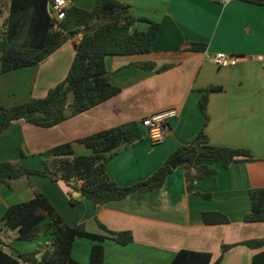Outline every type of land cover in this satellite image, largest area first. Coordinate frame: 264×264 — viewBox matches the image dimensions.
Returning a JSON list of instances; mask_svg holds the SVG:
<instances>
[{"label":"crops","instance_id":"crops-1","mask_svg":"<svg viewBox=\"0 0 264 264\" xmlns=\"http://www.w3.org/2000/svg\"><path fill=\"white\" fill-rule=\"evenodd\" d=\"M71 1L72 6L88 11L95 3ZM117 1L128 5L134 18L158 24L151 52L105 58L110 82L120 88V93L109 100L50 128L35 127L22 120L13 122L0 134V162L39 169L45 151L68 142L75 155L88 156L91 150L77 143L78 139L136 122L141 138L115 150L106 161L105 171L121 187L144 181L177 148L197 136L204 121L197 101L201 91L210 85L222 90L208 98L209 120L204 127L208 144L245 148L257 160L218 167L213 176L194 183L191 192L186 189L184 169L177 167L162 188L133 193L97 209L63 181L53 183L31 176L29 187L27 179L22 178L0 186V218L9 206L30 200L38 191L68 226L83 225L86 231L99 235L107 234L98 223L109 231L131 232L132 242L127 245L112 240L102 242L103 264H169L180 250L210 253L213 264L221 245L264 238V222L243 221L250 208L249 190L264 188V5L245 0ZM147 28L144 21H135L131 26L137 31ZM80 38V34L71 36L36 66L2 73L0 62V106L12 107L31 97L43 98L67 75ZM194 43L206 44V50L191 51L189 46ZM216 53L237 55L239 61L231 68H218L211 60ZM144 62L153 63L156 68L172 67L156 73L135 66ZM71 101L70 93L67 102ZM169 110L175 115L164 121L163 140L152 145L141 120ZM205 194L210 197L201 196ZM70 200L78 202L72 206ZM202 212L221 213L229 222L204 225ZM43 237L40 234L32 245L17 244L18 249L38 257L50 246ZM0 242L7 247L22 241L17 239L15 230L0 228ZM92 244L76 238L72 258L87 264ZM263 254L264 247L236 245L219 264H253L256 257L260 264Z\"/></svg>","mask_w":264,"mask_h":264},{"label":"trees","instance_id":"trees-1","mask_svg":"<svg viewBox=\"0 0 264 264\" xmlns=\"http://www.w3.org/2000/svg\"><path fill=\"white\" fill-rule=\"evenodd\" d=\"M52 0H0V62L1 72H9L43 62L46 55L57 50L71 36L80 34L75 45V54L65 78L50 88L43 98H29L12 107L0 106V134L18 120L39 128L59 125L70 117L81 114L120 93L113 85L106 70L105 58L118 55L146 54L151 52L158 24L143 18H134L130 7L117 0H95L91 10L70 6L65 17L56 24L49 17L47 5ZM264 5V0H245ZM6 15V16H4ZM135 21L148 23L146 31L131 30ZM194 52H204L206 44L189 46ZM136 67L161 73L172 65L156 68L150 62L135 64ZM222 88L210 85L201 91L197 107L204 121L197 136L180 146L146 180L127 187L119 186L105 171L110 155L121 146H129L141 138L136 122L121 124L101 130L78 139L76 142L91 150V155L74 154L72 143H63L45 151L42 168H25L16 162H0V186L9 185L22 178L30 183L31 176L44 177L55 183L63 181L79 192L80 199L90 200L97 209L111 202L125 199L133 193H145L162 188L167 176L177 167L184 169L186 189L191 192L194 183L213 176L218 167L227 168L233 164L254 162L252 154L245 148L215 147L208 144L204 133L209 117L207 104L209 95ZM72 94V101L67 102ZM69 110V114L66 111ZM180 160L172 168L170 163ZM209 198L210 195H201ZM250 208L243 221L264 222V188L250 189ZM72 206L78 201L70 200ZM204 225L226 224L229 219L218 212H202ZM47 222L42 224L43 221ZM99 227L107 235L90 233L83 225L68 226L47 198L34 191L33 197L25 202L9 206L0 218V228L15 230L17 239L32 242L40 234L46 237L50 246L40 255L17 251L6 252L0 248V264H18L16 258L33 264H81L71 256L76 238L91 241L87 264H103L102 242L112 240L119 245L132 242L129 231L113 232L102 224ZM244 245L250 249L264 247V238L246 240L233 245H221L219 257L213 264H219L223 255L235 247ZM261 257V256H260ZM264 257V254L263 256ZM212 255L207 252L180 250L169 264H211ZM253 264H257V257ZM256 261V262H255ZM260 264H264V258Z\"/></svg>","mask_w":264,"mask_h":264},{"label":"built area","instance_id":"built-area-1","mask_svg":"<svg viewBox=\"0 0 264 264\" xmlns=\"http://www.w3.org/2000/svg\"><path fill=\"white\" fill-rule=\"evenodd\" d=\"M221 3H227L231 0H216ZM72 6L71 0H52L47 5V12L49 17L56 24L60 22L65 17L66 10ZM213 64L218 68H231L237 65L239 61V56L226 54V53H216L211 58ZM175 115L173 110H169L160 115L147 116L141 120V125L145 127L149 133V138L152 145L160 144L166 132V127L164 121L167 117H173ZM0 248L5 250L6 246L0 242ZM40 256L36 257L39 259ZM18 264H33L28 261H23L20 258H16Z\"/></svg>","mask_w":264,"mask_h":264},{"label":"rangeland","instance_id":"rangeland-1","mask_svg":"<svg viewBox=\"0 0 264 264\" xmlns=\"http://www.w3.org/2000/svg\"><path fill=\"white\" fill-rule=\"evenodd\" d=\"M4 16H5V15H4ZM2 22H3V20L0 19V27H1ZM30 161H32V158H31L28 162H30ZM23 167H24V166H23ZM25 168H26V167H25ZM41 168H42V167H41ZM39 169H40V168H39ZM46 222H47V220H46V221H43L42 224H45ZM43 239H45V237H43ZM35 241H36V240H35ZM35 241H32V242H15L13 246H11V245L7 246V247L5 248L4 251H6V252H11V251L21 252L20 249H18V245H17V244H22V245H32L33 242H35ZM42 241H43V240H42Z\"/></svg>","mask_w":264,"mask_h":264},{"label":"water","instance_id":"water-1","mask_svg":"<svg viewBox=\"0 0 264 264\" xmlns=\"http://www.w3.org/2000/svg\"><path fill=\"white\" fill-rule=\"evenodd\" d=\"M179 163H180V160H174V161H172V162L170 163V166H171L172 168H175Z\"/></svg>","mask_w":264,"mask_h":264}]
</instances>
